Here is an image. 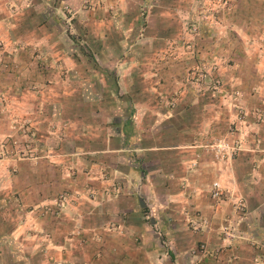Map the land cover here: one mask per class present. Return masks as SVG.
<instances>
[{
  "label": "crops",
  "instance_id": "obj_1",
  "mask_svg": "<svg viewBox=\"0 0 264 264\" xmlns=\"http://www.w3.org/2000/svg\"><path fill=\"white\" fill-rule=\"evenodd\" d=\"M79 3L0 0V154L14 153L0 157V264H262L264 123L249 116L237 158L213 162L202 146L224 132L221 95L212 102L206 83H188L183 63L162 62L160 48L127 46L138 21L129 0H105L113 17L88 23ZM77 37L118 48L79 49ZM252 58L227 76L245 110L264 102V54ZM13 122L26 124L33 159L16 157ZM214 183L218 202L209 199ZM60 192V214L40 216ZM235 198L242 213H232ZM194 212L209 222L198 235L186 227ZM226 219L236 249L218 261L190 257L198 242L220 244Z\"/></svg>",
  "mask_w": 264,
  "mask_h": 264
},
{
  "label": "rangeland",
  "instance_id": "obj_2",
  "mask_svg": "<svg viewBox=\"0 0 264 264\" xmlns=\"http://www.w3.org/2000/svg\"><path fill=\"white\" fill-rule=\"evenodd\" d=\"M111 1L113 2V0ZM129 2L130 8L126 10L127 16L129 13L132 15L131 17H137L138 21L133 31H128V33H132L134 41L128 42L127 46L132 48L143 46L160 48L162 62L168 63L169 60L170 64H176L178 61L183 63L185 69L183 79L186 78L188 83H206L205 93L210 95H207V97L212 102L217 100L219 94L221 95L224 105L219 106L218 112H224L223 108H225L222 117L225 120L222 122L223 129L225 128L224 132L219 135L208 134L202 149L210 155L213 162H231L237 158L241 150L243 142L241 136H243V132L248 126L247 118L249 116L253 117L254 121L251 120V124L264 123V102L260 103L259 106H253L251 110H245L237 100L239 95L242 94L240 89H233L231 84L228 83L227 77L232 66L238 65L243 57L252 61L253 54H264V0H156L155 5L150 8H143L142 0H129ZM176 2H178V7L171 8ZM105 5V0H80V13L78 14H80L79 16L82 21L84 20V23H88L90 19H95V14H102L99 19L108 21L109 17H113L111 14L114 13V10L110 4ZM162 5L165 7L162 8ZM70 24L68 20L64 22V33L69 32L71 34ZM153 35L165 38L161 42L158 39L153 41ZM135 38L137 39L135 40ZM75 43L79 49L112 47L110 39L103 40L102 45L99 47L96 46L93 40L85 42L78 37ZM123 46L126 47V44L124 43ZM112 48L117 49L118 47ZM106 61L108 64L105 65L110 66V60ZM121 66L120 63L114 61L112 71L115 68L120 70ZM247 82L249 83L247 85L250 87L249 90L254 92L253 84L249 80ZM228 110L230 115L227 114ZM212 112L214 111L212 110ZM25 126V123L13 122L11 124L10 129L16 135V137L11 138V141L14 146L22 145L16 157L33 159L34 156L30 152L31 141L28 138ZM217 142L228 146L229 156L220 159L213 157L210 146L215 143L218 144ZM10 155L13 156L14 153H2L0 157L7 158ZM221 191L222 194L218 199H212L209 191V199L218 202L223 195V190L221 189ZM66 196V192H60L39 205L37 210H39L40 216L44 217L46 214H50L44 213L45 208L56 212L52 216H58L63 208ZM53 201L55 203H52ZM56 202H60L61 206L57 207ZM237 203L238 206H236ZM231 210L233 214L242 213L243 201L239 198L233 199ZM195 220L197 222L205 221V227L199 231H194L191 223ZM222 226L231 227L237 236L230 244L228 241L223 240L218 233ZM186 227L192 234L198 235L209 227V222L198 212H194L188 218ZM216 234L220 241L219 245L209 249L204 242H198L196 247L189 250L190 257L209 253L213 260L218 261L227 250L236 249L235 242L239 239V236L235 226L228 219L217 226ZM71 235L78 236V232ZM201 246H203V249H201ZM42 254L45 257L44 249ZM258 258L264 264V254ZM228 259L233 260L235 256L230 255ZM192 264L200 263L196 261Z\"/></svg>",
  "mask_w": 264,
  "mask_h": 264
},
{
  "label": "built area",
  "instance_id": "obj_3",
  "mask_svg": "<svg viewBox=\"0 0 264 264\" xmlns=\"http://www.w3.org/2000/svg\"><path fill=\"white\" fill-rule=\"evenodd\" d=\"M218 144H213L211 147V151H212V155L215 159H220V158H224V156H229V153L227 152L228 150V146L226 144L223 143H219ZM222 194L221 189L217 186V184H213L212 185V189L210 190V197L212 199H218L219 196ZM52 203H55V201H53ZM57 207L61 206L60 202H56L55 204ZM238 206V203L237 205ZM44 213H50L52 214H56V212L50 211V209L45 208L44 209ZM191 225L193 226V230L194 231H199L201 228L203 229V227H205L206 223L205 221H192ZM219 235L222 237L223 240H226L229 242V244L237 238V236L234 233V230L229 227V226H222L219 230ZM201 249H203V246H201Z\"/></svg>",
  "mask_w": 264,
  "mask_h": 264
}]
</instances>
